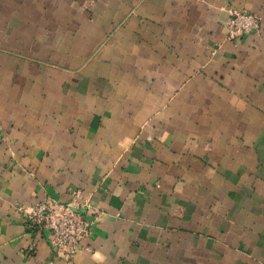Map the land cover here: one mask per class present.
Segmentation results:
<instances>
[{"label":"crops","instance_id":"obj_1","mask_svg":"<svg viewBox=\"0 0 264 264\" xmlns=\"http://www.w3.org/2000/svg\"><path fill=\"white\" fill-rule=\"evenodd\" d=\"M77 189L67 260L24 213ZM0 264H264V0H0Z\"/></svg>","mask_w":264,"mask_h":264},{"label":"built area","instance_id":"obj_2","mask_svg":"<svg viewBox=\"0 0 264 264\" xmlns=\"http://www.w3.org/2000/svg\"><path fill=\"white\" fill-rule=\"evenodd\" d=\"M260 20L250 14H235L229 24V39L259 30ZM23 212V208L19 209ZM93 212L94 218L99 213L83 198L81 190H73L70 200L61 203L45 199L35 204L30 212L24 213L29 234L44 235L57 257L72 259L81 244L89 238ZM93 218V219H94Z\"/></svg>","mask_w":264,"mask_h":264}]
</instances>
